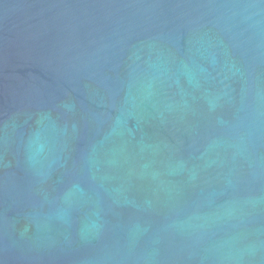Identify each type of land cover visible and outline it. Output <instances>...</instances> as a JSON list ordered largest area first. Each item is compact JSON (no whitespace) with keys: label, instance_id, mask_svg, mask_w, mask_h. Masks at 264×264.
I'll return each mask as SVG.
<instances>
[{"label":"water","instance_id":"water-1","mask_svg":"<svg viewBox=\"0 0 264 264\" xmlns=\"http://www.w3.org/2000/svg\"><path fill=\"white\" fill-rule=\"evenodd\" d=\"M0 264H264V0H0Z\"/></svg>","mask_w":264,"mask_h":264}]
</instances>
